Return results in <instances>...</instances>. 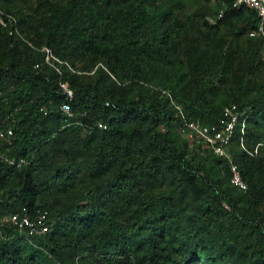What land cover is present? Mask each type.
Segmentation results:
<instances>
[{
  "label": "trees",
  "instance_id": "obj_1",
  "mask_svg": "<svg viewBox=\"0 0 264 264\" xmlns=\"http://www.w3.org/2000/svg\"><path fill=\"white\" fill-rule=\"evenodd\" d=\"M19 2L0 8L64 63L59 75L0 24V148L24 160L0 164V264H264L256 11L233 0L191 11L180 0H43L25 13ZM60 80L72 90L68 126ZM232 103L247 115L228 145L245 190L230 184L228 158L180 132L219 122ZM15 212L44 214L47 232L28 242Z\"/></svg>",
  "mask_w": 264,
  "mask_h": 264
},
{
  "label": "built area",
  "instance_id": "obj_2",
  "mask_svg": "<svg viewBox=\"0 0 264 264\" xmlns=\"http://www.w3.org/2000/svg\"><path fill=\"white\" fill-rule=\"evenodd\" d=\"M232 5L234 7L245 6L252 8L256 11L258 16L257 27L252 29L248 34L251 37L258 36L263 40L262 55L264 56V0H233ZM221 12L219 16H221ZM0 24L8 29L10 34H16L21 39L25 40L32 48L38 49L43 52L44 62L51 66L59 75L62 74L61 64L64 63L60 60L51 48L46 45L36 48L31 42L25 39L20 32L17 18L10 12H6L0 9ZM38 64L35 65V67ZM59 86L65 96V101L61 104L60 109L63 114L64 126L70 125L73 113L70 108V101L72 99V90L70 89L67 81H59ZM247 118L245 110H240L234 103L225 105L222 110V117L219 122L212 124H202L198 120H192L185 124V127L181 129V132L188 138H197L203 144L209 146L212 151L220 156H224L229 159L230 165V184L239 190L246 189V183L242 178L241 171L236 162L231 159L228 151V145L234 134V130L240 120V131L243 133L244 122ZM99 127H105L98 123ZM3 136V131L0 128V137ZM242 146V144H241ZM244 148V146H242ZM8 164L20 167L24 160L11 157L7 151L0 148V164ZM10 221L14 224L19 231H23L24 237L28 242H31L32 236H41L47 232V224L45 222L44 214H35L30 216L27 213L15 212L10 216Z\"/></svg>",
  "mask_w": 264,
  "mask_h": 264
},
{
  "label": "rangeland",
  "instance_id": "obj_3",
  "mask_svg": "<svg viewBox=\"0 0 264 264\" xmlns=\"http://www.w3.org/2000/svg\"><path fill=\"white\" fill-rule=\"evenodd\" d=\"M180 1L184 5L183 11H185L186 9L187 11H191L195 7V4L197 3V0H180ZM39 2H43V0H21V2L18 3V6L23 12L32 13L35 10L34 8L38 6ZM182 134L186 137L184 132H182Z\"/></svg>",
  "mask_w": 264,
  "mask_h": 264
}]
</instances>
